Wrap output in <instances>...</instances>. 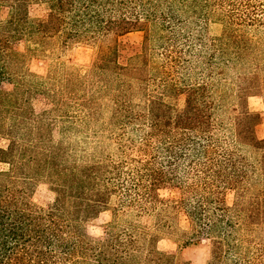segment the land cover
Wrapping results in <instances>:
<instances>
[{
	"label": "trees",
	"instance_id": "trees-1",
	"mask_svg": "<svg viewBox=\"0 0 264 264\" xmlns=\"http://www.w3.org/2000/svg\"><path fill=\"white\" fill-rule=\"evenodd\" d=\"M76 44L84 68L28 69ZM263 74L264 0H0V264H191L168 236L206 240L205 264H264Z\"/></svg>",
	"mask_w": 264,
	"mask_h": 264
},
{
	"label": "rangeland",
	"instance_id": "rangeland-1",
	"mask_svg": "<svg viewBox=\"0 0 264 264\" xmlns=\"http://www.w3.org/2000/svg\"><path fill=\"white\" fill-rule=\"evenodd\" d=\"M43 13L42 7L33 5L30 8V15L32 17H37ZM223 30V23L215 16L210 17L205 23L201 24L199 30H195L197 34H201L206 43H209L211 39L219 37ZM144 34L142 32H135L121 37L118 41L121 45L129 46H139L142 44ZM201 47L198 43L192 44V50L194 53L200 51ZM94 50L84 44L71 45L63 50H55L53 54L46 60L39 57L28 56L27 66L28 69L38 75H46L49 70L58 68L60 66H67L72 68H84L89 65L92 60ZM154 60L157 65L162 64L160 61L161 49L155 47L153 49ZM159 55V56H158ZM189 58V57H187ZM195 66V62L193 61ZM252 65L250 64L249 67ZM177 72L175 70L172 72V76L176 78ZM233 76V75H229ZM264 76V74H263ZM250 108L258 113H264V104L261 97H253L249 99ZM257 137L264 138V121L258 126L256 131ZM57 137V134L55 135ZM81 138V137H80ZM76 139H79L76 137ZM3 168L0 165V169ZM35 192L33 195V201L39 206H46L53 202L54 194L50 191L45 183H37ZM164 194V193H163ZM232 193L227 195V203L230 205L233 201ZM128 219V218H127ZM128 220L131 221L129 218ZM112 221L111 212H103L97 219L91 221L87 225V232L93 238H100L104 235V232ZM141 225L150 228L152 225V220L149 216H141L137 220ZM121 224V223H120ZM184 226V224L182 223ZM157 247L161 251H173L176 256L181 259L190 262L191 264H205L207 260V241H193L191 244H187L183 239L177 237H165L160 240Z\"/></svg>",
	"mask_w": 264,
	"mask_h": 264
}]
</instances>
